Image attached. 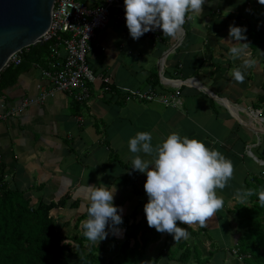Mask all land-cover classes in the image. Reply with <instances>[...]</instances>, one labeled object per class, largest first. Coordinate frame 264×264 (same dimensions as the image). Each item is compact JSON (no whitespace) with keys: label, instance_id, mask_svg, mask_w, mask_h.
<instances>
[{"label":"crops","instance_id":"1","mask_svg":"<svg viewBox=\"0 0 264 264\" xmlns=\"http://www.w3.org/2000/svg\"><path fill=\"white\" fill-rule=\"evenodd\" d=\"M77 1L89 5L95 2ZM250 1L205 0L202 15L189 13L192 19L184 28L185 38L173 51L168 49L175 37L149 31L133 40L125 24L110 20L97 32L87 62L93 71L106 72L114 93L104 92L95 84L88 104L75 103L67 94L57 93L43 104L31 105L0 122V161L5 165L8 184L35 206L66 198L63 207L54 209L51 215L64 225L62 229L72 224V233L76 224L81 228V222L88 218V186L115 190L113 204L123 209V223L118 226L121 234L109 232L105 240L120 244L131 229L139 240L143 234L156 236V242L146 250L147 257H153L147 262L152 263L164 246L161 257L152 263L163 264L164 257L172 256L175 240L173 235L159 233L147 224L146 174L132 170L137 154L130 152L128 142L138 132H149L153 147L173 132L182 138H195L223 154L234 171L226 186L216 189L223 200L222 208L205 227L177 222L188 231V238L179 241L189 248L199 247L204 256H209L205 241L211 236L214 241L221 239V248L215 256L212 253L214 261L210 264H242L230 252L237 232L235 215L229 210L237 202L247 203L242 195L246 182L259 175V161H264L259 159V155L264 157V118H259L261 110L254 107L258 96L264 94V58L247 46L233 59L221 38L228 39L229 25L247 30L251 24L259 27V22L242 16ZM40 67L31 66L16 84L1 91L0 111L23 99H35L47 88ZM237 67L245 76L243 83L232 77ZM129 89H152L163 96L179 90L180 103L171 107L158 100L129 101L125 98ZM260 124L263 133L258 130ZM138 155L153 159L144 153ZM130 242L133 244V239Z\"/></svg>","mask_w":264,"mask_h":264},{"label":"clouds","instance_id":"2","mask_svg":"<svg viewBox=\"0 0 264 264\" xmlns=\"http://www.w3.org/2000/svg\"><path fill=\"white\" fill-rule=\"evenodd\" d=\"M205 0H124L126 27L133 40L145 33L162 29L163 35L175 37L192 15H202ZM264 5V0H258ZM246 27L229 25L228 39L221 41L229 46L230 55L236 59L248 46L239 43L247 40ZM237 41L233 44L232 41ZM232 77L243 83L245 76L240 67L232 70ZM149 132H138L128 142L134 156L132 170L146 174L144 190L148 202L144 213L149 227L159 233L173 235L175 241L188 238V231L177 226V222L205 227L223 206L216 189H223L232 178L234 167L230 160L215 149L208 148L195 138L169 134L153 147ZM139 153L153 156L144 160ZM151 166V167H150ZM88 186V185H87ZM114 191L108 187L88 186V218L81 222L84 237L97 245L111 232L121 234L122 208L113 204ZM258 195L259 204L264 206V190H246L244 198ZM238 195H241L238 193ZM107 229V230H106Z\"/></svg>","mask_w":264,"mask_h":264},{"label":"trees","instance_id":"3","mask_svg":"<svg viewBox=\"0 0 264 264\" xmlns=\"http://www.w3.org/2000/svg\"><path fill=\"white\" fill-rule=\"evenodd\" d=\"M248 6L242 16L259 22V27L251 24L245 34L248 48L252 52L263 53L259 57L264 58V5H260L258 0H251ZM51 43L48 41L22 49L21 63L0 72V91L16 84L19 76L31 66L46 67ZM261 89L264 92V82ZM254 107L261 110L259 116L264 118V94L258 96ZM259 159L264 160V157L259 155ZM249 189L256 192L264 190L262 169L258 176L247 180L245 191ZM244 199L247 203L237 202L229 210L238 220L234 248L243 264H264V206L259 204L258 195ZM65 201L66 198H63L57 203L31 204L23 192L8 184L5 165L0 161V264H152L161 257L162 250L152 263L147 262L146 250L150 243L156 242V236L143 234L139 240L134 229L120 242L113 257H106L108 253H113L109 243L104 244L105 240L98 245L89 242L79 223L75 226V233L62 234L64 225L58 226L51 212L63 207ZM130 239H133V244ZM72 244L74 247H71ZM177 249L180 252L175 257H169L175 264L210 263L212 253L202 259L199 248L190 249L184 241H179Z\"/></svg>","mask_w":264,"mask_h":264},{"label":"built area","instance_id":"4","mask_svg":"<svg viewBox=\"0 0 264 264\" xmlns=\"http://www.w3.org/2000/svg\"><path fill=\"white\" fill-rule=\"evenodd\" d=\"M110 20L126 25L124 0H95L90 5L77 0H55L50 26L42 37L43 43L52 42L49 46L47 66L39 68L41 77L47 82V88L41 90L35 99H23L18 104L1 110L0 122L23 113L31 105L43 104L57 93L67 94L78 104H88L95 84H99L102 91L113 94L112 82L106 72L93 71L87 62V55L97 32L103 30ZM190 21L186 19L168 51H173L182 44L185 38L184 28ZM157 32H162V29L153 31ZM21 51L8 59L5 68L21 63ZM125 96L129 101L158 100L163 105L171 107H177L180 103L179 90L172 96H163L152 89H129L126 90ZM79 121L82 122L81 118ZM231 252L238 261H241L236 249Z\"/></svg>","mask_w":264,"mask_h":264},{"label":"water","instance_id":"5","mask_svg":"<svg viewBox=\"0 0 264 264\" xmlns=\"http://www.w3.org/2000/svg\"><path fill=\"white\" fill-rule=\"evenodd\" d=\"M55 0H0V72L16 52L43 44ZM260 165L264 161H259Z\"/></svg>","mask_w":264,"mask_h":264},{"label":"rangeland","instance_id":"6","mask_svg":"<svg viewBox=\"0 0 264 264\" xmlns=\"http://www.w3.org/2000/svg\"><path fill=\"white\" fill-rule=\"evenodd\" d=\"M260 54L261 53H259V56H260ZM262 56H263V53L261 54ZM262 56H261V58H262ZM251 114V113H250ZM252 115V114H251ZM259 118H261L260 116H259ZM253 120V119H252ZM259 121L261 122V120L259 119ZM259 122V123H260ZM258 130H260V133H263V128L261 127V124H260V129H258ZM259 166H261V169H262V171H264V165H259ZM56 223H57V225L59 226V225H61L60 224V221H56ZM234 224H236V226H237V224H238V220H237V218L236 217H234ZM65 230H66V232L67 233H72V231H73V226H72V224H67V226H65V228L64 229H61V233L62 234H64L65 233ZM195 234V236L197 237L198 236V234L197 233H194ZM191 237H192V235H190ZM211 236V235H210ZM214 238L211 236V239H210V241H208V242H206L205 241V244H206V248L210 251V253H213L214 254V256H215V254L218 252L217 250L219 249V248H221L220 246H221V243H222V241H221V239H217V240H213ZM179 241H174V243L172 244V246H171V248H172V252L170 253V254H172V256H174L175 257V255L176 254H178L180 251L177 249V246H176V243H178ZM107 243H109V245L111 246V248L113 249V253L111 254V253H108V255L106 256V257H109V256H112L113 257V255L114 254H116L117 253V251H118V247L120 246L119 245V243L117 244V245H115V244H110V241H108V240H105L104 241V244H107ZM131 244H132V242H131ZM71 247H74V245L72 244V246ZM163 247L164 246H161L159 249L160 250H162L163 249ZM234 246H232V247H230V249H232ZM199 248V247H198ZM190 249H192V248H190ZM234 249V248H233ZM232 249V250H233ZM200 250V249H199ZM231 250V251H232ZM159 251V250H158ZM230 251V252H231ZM162 252H164L163 250H162ZM200 252H201V258L203 259V258H208L209 256L207 255V256H204L203 255V252H202V250H200ZM214 256H211V258H210V263H212L213 261H214ZM233 256V255H232ZM170 256H166V258L164 257V259H163V261H164V263L163 264H175L174 262H173V260L172 259H170L169 258ZM173 257V258H174ZM233 257H236V256H233ZM146 259H149V261L150 260H152L153 259V257H147ZM238 262H241V261H238ZM210 263H208V264H210ZM226 264L228 263V262H225ZM242 263V262H241ZM141 264V263H140ZM144 264V263H143ZM162 264V263H161ZM243 264V263H242Z\"/></svg>","mask_w":264,"mask_h":264}]
</instances>
